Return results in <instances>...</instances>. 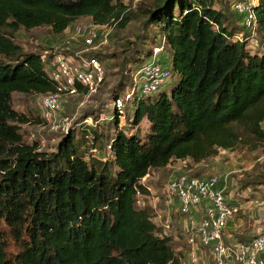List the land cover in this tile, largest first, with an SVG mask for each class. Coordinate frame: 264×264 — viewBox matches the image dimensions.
Wrapping results in <instances>:
<instances>
[{
	"label": "trees",
	"instance_id": "1",
	"mask_svg": "<svg viewBox=\"0 0 264 264\" xmlns=\"http://www.w3.org/2000/svg\"><path fill=\"white\" fill-rule=\"evenodd\" d=\"M216 1L154 0L144 11L143 28L150 41L157 33L165 39L164 65L177 82L134 100L132 123L149 125L144 139L118 129L110 163L89 164L73 130L55 152L22 141L19 125L29 119L12 107V93L44 95L56 84L42 54L24 52L14 38L21 27L61 34L81 16L124 27L135 14L122 0H0V264H181L136 206L147 192L141 179L173 158L200 162L233 148L235 125L264 140V52L246 49V35L238 39L241 32L224 25ZM256 1L251 8L264 29V0ZM113 109L117 126L121 113ZM7 235L19 248L13 256Z\"/></svg>",
	"mask_w": 264,
	"mask_h": 264
},
{
	"label": "rangeland",
	"instance_id": "2",
	"mask_svg": "<svg viewBox=\"0 0 264 264\" xmlns=\"http://www.w3.org/2000/svg\"><path fill=\"white\" fill-rule=\"evenodd\" d=\"M122 1L126 13L135 16L124 27L112 26L105 44L97 45L98 42L95 41L92 46L86 45L77 34L78 27L93 23L88 16L78 17L61 34H54L48 26L29 30L22 27L18 29L15 42L24 52L41 53L47 72L59 57L79 66L93 56L103 68L104 77L94 93L88 94L82 90L78 94L62 95L59 108L51 111L48 116H45L42 106L44 95L13 92L12 107L29 119L19 125L23 142H38L40 151L55 152L64 134L73 130L79 153L92 164L97 160L110 163L112 152L108 145L118 129L126 135L137 134L141 140L145 138L149 130L148 122L142 119L137 125L132 123L133 99L123 100L122 113L115 126L112 94L122 97L129 91L135 71L150 59L152 47L159 45L163 38L157 33L155 39L150 41L149 31L143 28L146 19L144 11L154 0ZM241 1H247L249 4L257 2ZM235 2L236 0H217L214 8L223 13V23L227 28L246 35V49L263 53V27L257 23L255 29H245L233 9ZM164 49L165 52L168 51L166 44ZM148 51L149 55L145 56ZM164 59L165 56L162 55L161 64H165ZM176 82L177 76H172L151 97L156 93L168 91ZM235 127L240 139L233 148H218L216 154L198 163L190 158H173L164 167L150 168L141 179L147 192L136 196V206L148 212L156 225L158 236L169 238L170 246L181 264H191L188 259L190 246L182 230L183 217L177 211L176 203L170 201L166 192V184L175 173L190 176L216 175L225 181L226 194L238 208L228 224L227 241H245L256 235L264 236V140L256 139L240 125ZM2 228L8 231L6 226L3 225ZM6 240L8 255L13 256L19 249L18 245L8 235ZM197 252L201 259L195 264H204V261L210 260L208 250L199 248Z\"/></svg>",
	"mask_w": 264,
	"mask_h": 264
},
{
	"label": "built area",
	"instance_id": "3",
	"mask_svg": "<svg viewBox=\"0 0 264 264\" xmlns=\"http://www.w3.org/2000/svg\"><path fill=\"white\" fill-rule=\"evenodd\" d=\"M253 5L241 0H236L233 5V9L240 15L241 25L247 30L257 26V18L251 8ZM111 28L112 25L92 23L78 27L76 32L86 45L92 46L95 41L97 45L107 43ZM236 37L239 39L241 34ZM164 45L163 38L159 45L152 47L150 59L135 71L129 91L115 99L114 107L119 113H122L123 100H136L154 94L170 78V66L161 64L158 58L165 51ZM47 74L56 86L54 91L43 96L45 116L59 108L62 95L78 94V84L87 88L86 93L91 94L98 89L104 78L103 68L93 56L79 66L59 57L52 63ZM166 185L170 201L176 203L177 211L183 217L182 230L190 246L188 259L191 264L201 259L197 252L199 248L208 250L210 254V260L204 261V264H264L263 235H256L246 242L226 240L228 224L238 208L227 196L224 180L216 175L190 176L178 173Z\"/></svg>",
	"mask_w": 264,
	"mask_h": 264
},
{
	"label": "crops",
	"instance_id": "4",
	"mask_svg": "<svg viewBox=\"0 0 264 264\" xmlns=\"http://www.w3.org/2000/svg\"><path fill=\"white\" fill-rule=\"evenodd\" d=\"M66 29H67V28H66ZM66 29H65V30H66ZM65 30H64V31H65ZM64 31H63V32H64ZM162 55H164V54H161V55L159 56L160 61H161ZM164 56H165V55H164ZM197 163H198V162H197ZM176 174H178V173H175V175H176ZM220 182H222V181H220Z\"/></svg>",
	"mask_w": 264,
	"mask_h": 264
}]
</instances>
